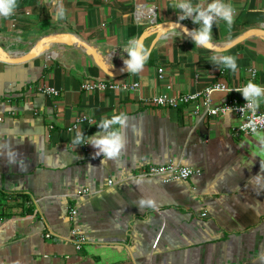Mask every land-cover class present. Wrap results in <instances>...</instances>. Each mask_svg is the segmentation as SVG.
Wrapping results in <instances>:
<instances>
[{"label":"crops","instance_id":"crops-1","mask_svg":"<svg viewBox=\"0 0 264 264\" xmlns=\"http://www.w3.org/2000/svg\"><path fill=\"white\" fill-rule=\"evenodd\" d=\"M13 2L12 13L0 15L5 50L23 53L42 37L72 33L122 67L153 24L138 10H152L156 24L179 22L198 34L207 28L220 47L264 29V0ZM212 5L233 9L230 26ZM155 37L144 42L146 54ZM107 78L75 46H54L24 64L0 62V264H264V131L238 135L241 120L232 113L201 119L192 106L145 103L222 83L239 89L233 95L241 102L254 96L263 111L264 40L213 52L175 30L117 79L139 83L137 92L82 90L84 81ZM249 82L259 94L245 96ZM45 87L59 96L38 92ZM233 95L214 94V106ZM107 138L120 142L115 156L96 143ZM169 163L198 173L187 181L133 178ZM84 189L93 195L77 196ZM73 226L87 240L80 251L69 239Z\"/></svg>","mask_w":264,"mask_h":264},{"label":"built area","instance_id":"built-area-1","mask_svg":"<svg viewBox=\"0 0 264 264\" xmlns=\"http://www.w3.org/2000/svg\"><path fill=\"white\" fill-rule=\"evenodd\" d=\"M146 13L143 17V14ZM138 18H148L152 23L155 22V13L150 10H138L136 12ZM159 78L163 79L164 70L159 69ZM252 77H255L256 72L254 70L250 71ZM38 92L49 97H57L60 92L55 88L45 87L37 88ZM140 89V85L137 82L119 81L112 78L107 79H97V80H87L82 83V90L87 93L92 92H105L107 90L122 91L126 93H134ZM239 91V89H232L227 87L222 83H214L209 86L203 92L197 94H183L177 96L160 95L145 103L152 108L159 109H180L183 107H193L194 115H199L201 119H214L221 115L235 114L240 120L241 124L236 128V133L241 134H256L264 131V110L259 112L256 107V99L254 96L241 102L233 94ZM218 93L232 94L224 103L219 106H214L212 96ZM144 103V105H145ZM143 104V103H142ZM2 119H0L1 121ZM87 119L82 118L77 120V124L83 123ZM92 121V120H90ZM76 126L74 127V129ZM198 172L184 167L181 164L169 163L164 166H150L140 170V172L133 176L136 178H162L165 182L172 180L187 181L192 176L196 175ZM109 185L113 186L114 182L109 181ZM93 195L89 189H84L78 192L77 196L84 197ZM77 215L75 207H70L69 209V220L74 222ZM205 216V215H204ZM46 238H51L52 233H47ZM75 245L76 249L80 251L82 247L86 244L87 240L84 235L73 226L69 238Z\"/></svg>","mask_w":264,"mask_h":264},{"label":"water","instance_id":"water-1","mask_svg":"<svg viewBox=\"0 0 264 264\" xmlns=\"http://www.w3.org/2000/svg\"><path fill=\"white\" fill-rule=\"evenodd\" d=\"M157 25H160L161 28L164 29V31L158 29L156 27ZM170 26L175 28V30L180 31L186 36L197 41L196 37L199 34L182 23L179 22H166L161 24L153 23L151 27L148 28V30H146V32L139 39V41L142 42V44L144 45V42L148 38L156 34L151 49L145 56V60L147 59V57L149 56L155 45L159 42V40L168 33L172 32L171 30H169ZM254 37L264 40V29L249 30L224 47L216 46L212 44L210 41H206L203 44L201 43L199 44H201L204 48L211 50L213 52H226L238 46L239 44L243 43L244 41ZM59 45L75 46L81 49L92 59L94 64L102 71V73L109 78L115 80L120 79L132 72V68L130 67L129 64L124 67L116 66L114 63L111 62V59H109L107 56H104V54L101 52L99 48L93 46L79 35L72 33H55L42 37L28 51L23 53L10 52L0 46V62L9 65L24 64L45 55L51 48Z\"/></svg>","mask_w":264,"mask_h":264},{"label":"clouds","instance_id":"clouds-1","mask_svg":"<svg viewBox=\"0 0 264 264\" xmlns=\"http://www.w3.org/2000/svg\"><path fill=\"white\" fill-rule=\"evenodd\" d=\"M16 4L13 2V0H0V15H3L7 17L12 13V11L15 9ZM213 10L220 12V14L225 18L227 21V24L230 26L232 22V15L231 12L233 9L231 7H223V6H217L212 5L211 6ZM63 13L61 12V15ZM208 17H205V24L208 23ZM161 31H164V29L161 28L160 25L156 26ZM169 30L175 31V28L169 27ZM198 43H205L209 39L208 35V29L205 28L203 31L200 32V34L196 37ZM129 55L131 57L130 60L126 61L132 68V71L135 72L139 67H141L145 61L146 56V48L143 46L142 42L140 41H134L131 46L129 47ZM225 59L227 60L228 64L232 66L233 68L235 65L232 63V58L225 55ZM260 88L253 85L251 82H249L247 88L244 90L245 96L250 95H256L259 94ZM114 120H120V117H114ZM120 123L122 124L123 121L120 120ZM96 143L103 145V151L106 153L107 156L112 157L117 154L119 151L121 145L118 140V138H107V139H101L96 141ZM103 163V161H102ZM148 203L152 204L151 200L141 201V204Z\"/></svg>","mask_w":264,"mask_h":264}]
</instances>
